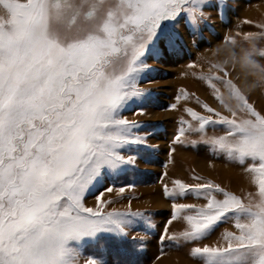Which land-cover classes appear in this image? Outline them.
I'll use <instances>...</instances> for the list:
<instances>
[{
    "label": "snow or ice",
    "instance_id": "6c2138e0",
    "mask_svg": "<svg viewBox=\"0 0 264 264\" xmlns=\"http://www.w3.org/2000/svg\"><path fill=\"white\" fill-rule=\"evenodd\" d=\"M228 7V0H0L10 17L0 22V264H138L143 238L138 243L130 233L154 229L151 214L108 211L113 201L103 198L123 194L115 181L154 147L149 125L123 113L145 115L154 103L140 85L155 71L149 60L183 50L177 25L194 38L208 26L209 10L221 15ZM252 54L244 66L255 69ZM213 67L223 75L200 79L229 115L207 104V116L187 108L197 123L181 120L173 142L198 135L201 145L244 167L257 191L242 198L210 181L174 180L165 197L206 202L172 203L167 225L182 220L185 227L168 234L166 225L160 239L191 245L197 264H264V114L222 66ZM209 126L223 133L209 136ZM90 194L96 208L85 205ZM228 221L235 231L222 233L223 244L201 245Z\"/></svg>",
    "mask_w": 264,
    "mask_h": 264
},
{
    "label": "rangeland",
    "instance_id": "374dc122",
    "mask_svg": "<svg viewBox=\"0 0 264 264\" xmlns=\"http://www.w3.org/2000/svg\"><path fill=\"white\" fill-rule=\"evenodd\" d=\"M228 3L227 11L221 15L209 10L211 19L208 26L194 38H189L183 22L177 25V30L185 40L183 50L162 61L149 60L148 63L155 71L151 73L150 83L144 81L140 85L154 93V103L147 108L145 115H134L133 110L123 113L129 120L149 125L153 133L149 144L154 147L141 154L143 158L137 159L135 169L129 170L126 175L122 174L115 181L116 188L126 187L125 192L104 193L103 198L113 201L108 205V211L130 208L132 211L151 214L154 229L146 233L138 228L130 233V236H136L138 243L143 238L138 264H197L189 255L191 245L176 247L167 239L161 241L160 237L171 218L172 203L201 205L206 201L191 194L183 199L167 198L164 195L165 185L172 189L173 181L177 179L189 185L210 181L242 198L248 193L255 195L257 191L244 167L201 145L198 135L187 134L184 144L173 142L181 127V120L190 121L194 126L197 123L192 121L186 112L187 108H193L199 114L207 116L211 115L203 108L207 104L222 114L229 115L227 109L214 98L212 90L205 87V81L200 79L201 76L223 75L213 65L222 66L229 73L228 78L237 83L245 91L249 102L264 114V73L260 72V69H264V57L256 54L264 51V37L259 35L264 33V0H228ZM8 19L10 17L0 8V22ZM248 33L256 34V39L246 40L245 34ZM249 52L253 53L250 58L258 65L255 69L246 67L248 77L252 80L250 84L244 81L241 68L238 67L240 65L244 68L245 56ZM216 83L221 88L225 102L234 106L235 101L229 99L227 89ZM183 93L189 98L184 99ZM178 96L180 99H177ZM171 105L176 107L172 108ZM222 133L220 126L208 128L209 136ZM188 141H196L197 146H192ZM199 161L207 163L208 169L199 168ZM195 177L201 179L197 180ZM129 184L132 187H127ZM154 197H160L164 202L154 201ZM218 198L222 197L218 194ZM85 205L96 208V194L88 195ZM167 227L168 234H173L182 231L185 224L182 220H177ZM225 231H235L231 221L221 224L209 238L200 242L201 245L223 244L222 233ZM90 251L91 248L86 249L85 255ZM81 264H84L83 258Z\"/></svg>",
    "mask_w": 264,
    "mask_h": 264
},
{
    "label": "bare ground",
    "instance_id": "6f19581e",
    "mask_svg": "<svg viewBox=\"0 0 264 264\" xmlns=\"http://www.w3.org/2000/svg\"><path fill=\"white\" fill-rule=\"evenodd\" d=\"M243 66H244V64H243ZM239 68H241V72L243 73V79H244V81H247V83H251V79L248 77V75L249 74H247V70H246V67L244 66V68L242 67V66H238ZM240 71V70H239ZM198 166H199V168H201V169H208V164L207 163H205V162H203V161H199V163H198ZM154 201H161L162 203L164 202L162 199H160V197H154V199H153Z\"/></svg>",
    "mask_w": 264,
    "mask_h": 264
}]
</instances>
